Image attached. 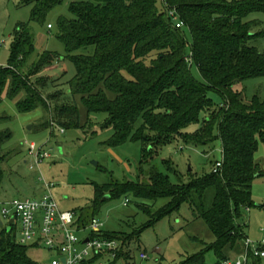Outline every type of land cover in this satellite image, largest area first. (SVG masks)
<instances>
[{"label": "trees", "instance_id": "16d2710c", "mask_svg": "<svg viewBox=\"0 0 264 264\" xmlns=\"http://www.w3.org/2000/svg\"><path fill=\"white\" fill-rule=\"evenodd\" d=\"M62 2L22 0L31 7L30 20L39 24ZM68 12L70 17L56 21V38L75 70L67 93L58 79L43 75L57 59L55 54L43 52L28 65L35 51L34 37L27 24L19 23L10 36L7 65L0 67V102L3 95L9 101L22 95L16 110L48 113L40 129H50L52 135L55 127L81 129L79 100L88 116H105L101 128L112 132L106 147L128 141L141 144L137 180L95 185L94 199L78 212L79 224L85 226L96 218L104 196L131 195L140 203L169 200L154 213L139 204L149 221L129 235L103 231V238L123 246L110 264L128 261V248L142 231L184 203L204 221L215 241L181 264H204L208 251L217 262L227 259L223 251L246 238L235 220L252 204L253 181L264 177L254 161L259 144L264 146V100L253 97L245 102L234 89L245 80L264 77V50L249 45L262 33L251 34L256 22L243 21L251 13L264 15V0H161L160 7L156 0H76L69 3ZM176 23L181 28H175ZM87 48H93L91 55H75ZM191 66L201 81L191 75ZM209 92L220 97V105L208 98ZM192 125L199 127L187 132ZM9 139L8 131L0 132V188L2 164L8 156L3 154L4 144ZM216 139L222 159L218 173L212 168L209 174L195 177L188 171L185 181L177 178L172 183L152 165L159 150L176 140L205 147ZM162 165L175 174L169 161ZM28 248L15 241L13 227L1 229L0 264H32ZM249 264H262V259Z\"/></svg>", "mask_w": 264, "mask_h": 264}, {"label": "rangeland", "instance_id": "374dc122", "mask_svg": "<svg viewBox=\"0 0 264 264\" xmlns=\"http://www.w3.org/2000/svg\"><path fill=\"white\" fill-rule=\"evenodd\" d=\"M72 1L76 0H63L62 4L49 11L43 22L39 24L30 20L31 7L23 5L22 0H0V67L7 65L10 36L14 27L19 23L27 24L34 37L35 48L28 65L43 52L55 54L57 59L43 75L58 79L67 93V83L73 78L75 70L67 58L63 45L56 38V21L59 17H70L68 5ZM156 1L157 6L160 7L161 0ZM243 21L256 22L251 34H262L250 40L249 45L262 52L264 15L251 13ZM48 25L51 29H48ZM186 38L190 43L188 34ZM186 51H189L188 44ZM92 53L93 48H87L77 51L75 55ZM190 73L196 80L201 81L195 66L190 67ZM234 89L242 94L245 102L253 97L263 101L264 77L245 80L237 84ZM207 96L215 105H220L222 102L216 93L209 92ZM20 98L22 95L14 101H9L3 95L0 102V132L10 133V139L4 144L3 154L8 156L2 164L4 178L0 188L1 201L12 198H40L42 191H36L35 187L42 186V177L46 183L53 185L51 193L60 211L80 213L94 199L95 185L101 186L110 182L121 184L137 180L142 159L141 144L128 141L116 148L106 147L105 142L112 132L110 129L101 128L104 115L88 116L77 100L81 129L64 130L61 134L60 128L55 127L51 135L50 129H40V124L50 117L49 114L42 109L19 113L15 103ZM198 127L192 125L187 132L192 133ZM31 144L49 153L50 158L44 159L36 166L34 158L27 150ZM162 161H169L175 174L167 171ZM220 161L221 145L217 139L205 147L185 145L180 140H176L159 150L152 160V165L174 183L177 178L185 181L188 171L195 177L207 175L211 172L214 163ZM254 161L261 170H264L262 144L258 146ZM30 166H33V169H29ZM107 197H103L106 200L99 207L95 217L103 224L104 231L127 235L149 221L147 214L139 208V204H143L154 213L169 202L168 199H157L140 203L131 195H121L111 199ZM126 199L129 202L123 206ZM251 203L249 209L241 211L235 223L242 228L243 236L253 243H258L264 235V177L253 181ZM17 230L18 224L13 227V233L15 241L19 243L20 236ZM86 234H78V237L83 239ZM214 241V236L204 221L196 218L192 208L184 203L176 211L142 231L138 241L131 243L128 248L130 259L118 260L116 264H181L186 258L199 254L206 247L211 246ZM140 252L146 254L147 260L139 259ZM242 253L243 241H238L233 249L226 248L223 251V255L229 259L239 258ZM27 256L32 264H50L56 257L43 248L32 247L28 248ZM216 262L217 257L212 251L204 254V264H216Z\"/></svg>", "mask_w": 264, "mask_h": 264}, {"label": "built area", "instance_id": "2783aa9c", "mask_svg": "<svg viewBox=\"0 0 264 264\" xmlns=\"http://www.w3.org/2000/svg\"><path fill=\"white\" fill-rule=\"evenodd\" d=\"M170 16L173 14L170 13ZM176 23L175 28H181ZM48 29L50 26H47ZM64 131L60 129L62 134ZM28 154L35 160L36 166L50 155L42 148L28 146ZM222 167V159L216 162L212 171L218 173ZM29 169H33L30 166ZM42 195L40 198L19 199L0 202V222L4 228L11 229L18 224L20 236L19 244L32 248H43L56 257L50 264H110L116 253L123 249L122 243L103 238V224L94 218L88 225L80 226L79 216L74 212L60 211L51 190L53 185L48 184L41 177ZM128 203L127 199L123 206ZM13 219V224L9 221ZM87 233V234H86ZM78 234H86L83 239ZM140 260H147L144 252L139 253ZM264 259V235L258 243L245 238L243 253L239 258L225 259L216 264H249L252 259ZM64 259V263L61 262Z\"/></svg>", "mask_w": 264, "mask_h": 264}, {"label": "crops", "instance_id": "0c3cea01", "mask_svg": "<svg viewBox=\"0 0 264 264\" xmlns=\"http://www.w3.org/2000/svg\"><path fill=\"white\" fill-rule=\"evenodd\" d=\"M35 190L38 191V192L42 191V186L39 187V186L37 185V186L35 187ZM12 199H13V198H12ZM9 200H11V199H2V201L0 200V202L9 201ZM74 213H76V212H74ZM76 214H78V213H76ZM2 228H4V226H3L2 223L0 222V229H2Z\"/></svg>", "mask_w": 264, "mask_h": 264}, {"label": "water", "instance_id": "95a60500", "mask_svg": "<svg viewBox=\"0 0 264 264\" xmlns=\"http://www.w3.org/2000/svg\"><path fill=\"white\" fill-rule=\"evenodd\" d=\"M29 129H30V128H29ZM93 165H95V164H93ZM9 224H10V225L13 224V219H10ZM8 230H9V229H8ZM61 262L64 263V262H65L64 259H61Z\"/></svg>", "mask_w": 264, "mask_h": 264}]
</instances>
